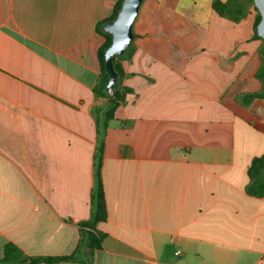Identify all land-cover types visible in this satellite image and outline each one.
I'll return each mask as SVG.
<instances>
[{
  "label": "crops",
  "instance_id": "0c3cea01",
  "mask_svg": "<svg viewBox=\"0 0 264 264\" xmlns=\"http://www.w3.org/2000/svg\"><path fill=\"white\" fill-rule=\"evenodd\" d=\"M213 1H142L116 59L128 92L102 130L98 28L117 0H0V258L12 244L74 255L36 264H264V195L249 192L264 40L249 0L224 16Z\"/></svg>",
  "mask_w": 264,
  "mask_h": 264
},
{
  "label": "trees",
  "instance_id": "16d2710c",
  "mask_svg": "<svg viewBox=\"0 0 264 264\" xmlns=\"http://www.w3.org/2000/svg\"><path fill=\"white\" fill-rule=\"evenodd\" d=\"M252 4L255 12H256V19L254 23V29L256 33V25L259 22L260 16L253 4V0H249ZM122 0H117V2L113 5L111 15L106 19L99 23V33L104 37V42L98 50V61L100 66V74L99 79L95 87V91L108 99L109 105L104 110V115L99 120V127L100 129H104L107 127L108 122L113 118L114 112L116 108L124 102L126 93L128 89H120L119 88V79L122 77V71L120 69L119 64L116 62V59L122 57L123 55H131L132 48L131 43L130 45L124 50L122 54L115 55L113 57V69L116 73L117 79L114 85V95L113 97L107 96L106 91V84L108 82V74L104 68V54L106 48L111 43V36L103 31V25L106 22L114 20L116 17L120 7H121ZM237 3V0H227L226 2H221L219 0H214L212 3V8L215 10L217 14L220 16H224L229 14L232 7ZM257 35V34H256ZM258 36V35H257ZM259 37V36H258ZM260 38V37H259ZM262 39V38H260ZM263 40V39H262ZM257 76L264 82V56L262 59V65L259 69ZM102 152V144L98 150L97 156V165L95 171V189L92 194V204H93V212L92 216L88 221L82 222L80 224L81 227L87 228L86 230V238L88 245L91 250L100 248L101 242V235L95 231V225L98 222L104 221L106 219V207H105V199L104 193L101 183L100 177V157ZM249 177L251 179V185L249 186V192L256 196H263L264 195V154L252 160L250 167H249ZM28 259L31 263L36 264L39 262H59V261H71L74 259V255L66 256V257H59V258H26L20 250H18L12 244H6L3 248V255L0 258V264H7V263H23Z\"/></svg>",
  "mask_w": 264,
  "mask_h": 264
},
{
  "label": "water",
  "instance_id": "95a60500",
  "mask_svg": "<svg viewBox=\"0 0 264 264\" xmlns=\"http://www.w3.org/2000/svg\"><path fill=\"white\" fill-rule=\"evenodd\" d=\"M143 0H122L121 7L114 20L103 25V31L111 36V43L104 54V68L108 74L106 91L108 97L114 95L116 73L113 69V57L122 54L132 42V26ZM260 19L256 25V34L264 40V0H253Z\"/></svg>",
  "mask_w": 264,
  "mask_h": 264
},
{
  "label": "built area",
  "instance_id": "2783aa9c",
  "mask_svg": "<svg viewBox=\"0 0 264 264\" xmlns=\"http://www.w3.org/2000/svg\"><path fill=\"white\" fill-rule=\"evenodd\" d=\"M177 254H178V252H177Z\"/></svg>",
  "mask_w": 264,
  "mask_h": 264
}]
</instances>
